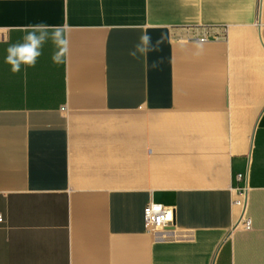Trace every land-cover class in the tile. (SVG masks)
<instances>
[{"label": "crops", "instance_id": "crops-1", "mask_svg": "<svg viewBox=\"0 0 264 264\" xmlns=\"http://www.w3.org/2000/svg\"><path fill=\"white\" fill-rule=\"evenodd\" d=\"M0 214V264H264V0H0Z\"/></svg>", "mask_w": 264, "mask_h": 264}, {"label": "clouds", "instance_id": "clouds-1", "mask_svg": "<svg viewBox=\"0 0 264 264\" xmlns=\"http://www.w3.org/2000/svg\"><path fill=\"white\" fill-rule=\"evenodd\" d=\"M26 35L22 41L11 44L7 49L5 63L10 65L12 73H19L22 67H35L37 60L43 54L42 49L48 40H51L56 48L52 55L53 63L63 62V57L68 50V36L66 26H50L46 24H37L25 29ZM140 45L137 50L145 53L151 37L144 34L140 37ZM135 55V52L132 53Z\"/></svg>", "mask_w": 264, "mask_h": 264}, {"label": "built area", "instance_id": "built-area-1", "mask_svg": "<svg viewBox=\"0 0 264 264\" xmlns=\"http://www.w3.org/2000/svg\"><path fill=\"white\" fill-rule=\"evenodd\" d=\"M226 28L222 33L217 32L216 29H203L199 32L192 30V33L184 37L185 40L204 42L209 39H217L219 36H226ZM239 179L243 178V175H238ZM240 205H244V200H236ZM143 215L146 223L147 231H154L160 234H166L173 226V208L171 206L163 205L156 202H148L143 210ZM0 223H3V217L0 214ZM242 226L245 229H249L251 221L248 217H243Z\"/></svg>", "mask_w": 264, "mask_h": 264}]
</instances>
